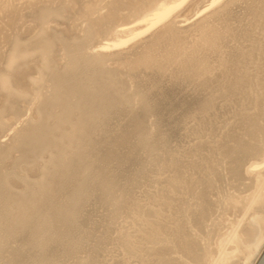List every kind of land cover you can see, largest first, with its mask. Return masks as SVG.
<instances>
[{"label":"bare ground","instance_id":"6f19581e","mask_svg":"<svg viewBox=\"0 0 264 264\" xmlns=\"http://www.w3.org/2000/svg\"><path fill=\"white\" fill-rule=\"evenodd\" d=\"M264 0H0V264H256Z\"/></svg>","mask_w":264,"mask_h":264},{"label":"water","instance_id":"95a60500","mask_svg":"<svg viewBox=\"0 0 264 264\" xmlns=\"http://www.w3.org/2000/svg\"><path fill=\"white\" fill-rule=\"evenodd\" d=\"M256 264H264V250L260 255L259 259L257 260Z\"/></svg>","mask_w":264,"mask_h":264}]
</instances>
